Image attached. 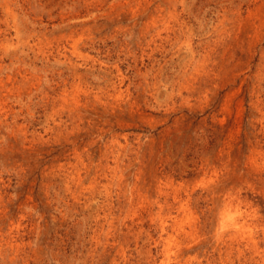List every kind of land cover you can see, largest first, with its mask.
Segmentation results:
<instances>
[{"label": "rangeland", "instance_id": "obj_1", "mask_svg": "<svg viewBox=\"0 0 264 264\" xmlns=\"http://www.w3.org/2000/svg\"><path fill=\"white\" fill-rule=\"evenodd\" d=\"M0 264H264V0H0Z\"/></svg>", "mask_w": 264, "mask_h": 264}, {"label": "bare ground", "instance_id": "obj_2", "mask_svg": "<svg viewBox=\"0 0 264 264\" xmlns=\"http://www.w3.org/2000/svg\"><path fill=\"white\" fill-rule=\"evenodd\" d=\"M238 194V193H237ZM233 203V202H232ZM244 204V203H243ZM234 227H235V230L239 231L240 227L238 223H235L234 224Z\"/></svg>", "mask_w": 264, "mask_h": 264}]
</instances>
